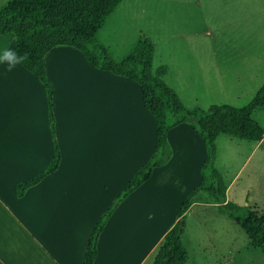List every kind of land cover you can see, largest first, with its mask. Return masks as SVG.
Listing matches in <instances>:
<instances>
[{
	"label": "crops",
	"instance_id": "obj_1",
	"mask_svg": "<svg viewBox=\"0 0 264 264\" xmlns=\"http://www.w3.org/2000/svg\"><path fill=\"white\" fill-rule=\"evenodd\" d=\"M8 1L0 0V8ZM141 33L152 46V72L166 68L163 82L188 110L243 108L264 85V0H123L96 39L120 63ZM14 42L12 34L0 36V57ZM43 61L61 160L21 198L17 185L44 171L53 157L46 93L20 64L7 71L0 62V264H83L96 221L156 145L155 122L138 84L93 68L70 46L54 47ZM251 117L264 129V105ZM167 141L171 158L110 216L93 264H152L179 209L160 215L147 203L175 195L182 204L199 186L202 138L183 123ZM262 144L263 138L216 136L214 167L227 191Z\"/></svg>",
	"mask_w": 264,
	"mask_h": 264
},
{
	"label": "trees",
	"instance_id": "obj_2",
	"mask_svg": "<svg viewBox=\"0 0 264 264\" xmlns=\"http://www.w3.org/2000/svg\"><path fill=\"white\" fill-rule=\"evenodd\" d=\"M123 0H9L0 8V36L12 34L18 56L27 58L20 65L31 73L46 93L49 129L52 137L53 157L40 174L16 187L19 198L46 176L58 169L61 160L53 115V94L47 81L44 56L56 46H70L78 50L95 69L126 78L139 85L146 110L151 114L156 128L155 149L146 164L142 165L131 180L98 218L90 234L83 264H93L97 256V244L108 219L117 207L136 189L144 184L155 168L165 165L171 158L168 132L183 123L192 126L204 141L206 159L201 165V181L184 199L176 215V222L165 234L152 264H185L188 252L183 243L184 219L190 207L198 202L202 192L212 197L214 204L244 231L250 246L264 256V214L245 210L227 201L226 186L215 169V139L225 133L242 139L259 141L264 129L252 119V111L264 105V85L243 108L211 106L206 110H188L178 96L162 80L166 68L155 73L151 70L152 46L141 33L138 43L125 60L115 62L106 48L96 39V33L110 13Z\"/></svg>",
	"mask_w": 264,
	"mask_h": 264
},
{
	"label": "rangeland",
	"instance_id": "obj_3",
	"mask_svg": "<svg viewBox=\"0 0 264 264\" xmlns=\"http://www.w3.org/2000/svg\"><path fill=\"white\" fill-rule=\"evenodd\" d=\"M225 149L220 148V162L224 165L227 164ZM232 168H237V162ZM226 196L229 203L239 208L240 215L248 209L264 214V142L254 152L242 176L228 189ZM198 198H201L198 203L202 205L194 206L184 219L182 240L188 251L185 264H264V256L250 246L244 231L227 212L221 211L208 193L202 192L197 195ZM151 199L147 203L148 211L157 209L160 215H174L181 207V201H177L175 195ZM147 215L159 214L150 212Z\"/></svg>",
	"mask_w": 264,
	"mask_h": 264
},
{
	"label": "clouds",
	"instance_id": "obj_4",
	"mask_svg": "<svg viewBox=\"0 0 264 264\" xmlns=\"http://www.w3.org/2000/svg\"><path fill=\"white\" fill-rule=\"evenodd\" d=\"M26 58V56L21 57L11 50H6L3 56L0 57V62L7 63V71H12L18 64L22 63Z\"/></svg>",
	"mask_w": 264,
	"mask_h": 264
}]
</instances>
